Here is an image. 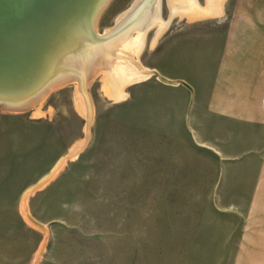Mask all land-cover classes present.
Here are the masks:
<instances>
[{
	"label": "rangeland",
	"instance_id": "rangeland-1",
	"mask_svg": "<svg viewBox=\"0 0 264 264\" xmlns=\"http://www.w3.org/2000/svg\"><path fill=\"white\" fill-rule=\"evenodd\" d=\"M134 1L109 0L95 33L116 35L106 31ZM158 6L167 25L156 39L151 25L132 54L148 76L118 101L101 72L88 77L86 142L26 198L41 228L21 199L85 138L78 83L0 109V264H264V74L247 106L237 101L256 116L232 113L219 75L231 42L228 64L264 71V0H222L220 15L192 21Z\"/></svg>",
	"mask_w": 264,
	"mask_h": 264
},
{
	"label": "bare ground",
	"instance_id": "bare-ground-1",
	"mask_svg": "<svg viewBox=\"0 0 264 264\" xmlns=\"http://www.w3.org/2000/svg\"><path fill=\"white\" fill-rule=\"evenodd\" d=\"M108 1H85V7L82 9L84 14L77 20L78 26L75 33L71 37L66 36L58 43L57 55L50 62V78L40 86H44L45 89L38 94V97H41L45 90L48 91L69 81H76L78 86L75 89V104L87 120L85 138L75 144L69 153L67 152L57 162L49 175L40 180L38 186L48 181L62 167L65 159L74 157L88 138V126L91 121V104L85 91L88 77L101 72L104 83L103 92L106 97L113 101L124 98L123 87L125 83L141 77L144 79L143 76L148 74L146 70H143L144 68H139V64L133 63L132 54H138L141 50L144 35L151 25L156 24L158 27L155 32V39L167 25V22L159 17V0H135L133 5L116 19V26L106 31L109 32L118 27L119 30L116 35L109 36L106 33L102 36L97 35L95 23ZM221 2L222 0H205V5L201 6L196 0H167L170 17L184 16L187 21L220 15ZM61 9L64 11L66 6L64 5V8L60 6L59 10ZM133 31L135 32L134 37ZM133 64L135 70H133ZM0 90L2 97H10L15 94L14 91H11L13 85L0 84ZM34 112L39 113L38 109ZM32 190L34 189L29 188L23 194L20 212L29 224L34 225L35 221L28 215L25 207L26 198Z\"/></svg>",
	"mask_w": 264,
	"mask_h": 264
},
{
	"label": "water",
	"instance_id": "water-1",
	"mask_svg": "<svg viewBox=\"0 0 264 264\" xmlns=\"http://www.w3.org/2000/svg\"><path fill=\"white\" fill-rule=\"evenodd\" d=\"M85 1L0 0V84L13 85L11 91L15 93L0 96V109L23 110L33 106L45 89L41 84L50 78V62L57 55L58 43L75 33ZM64 5L66 9L59 10ZM179 83L192 91L185 81ZM39 182L31 188H38ZM33 220L35 227H43Z\"/></svg>",
	"mask_w": 264,
	"mask_h": 264
},
{
	"label": "crops",
	"instance_id": "crops-1",
	"mask_svg": "<svg viewBox=\"0 0 264 264\" xmlns=\"http://www.w3.org/2000/svg\"><path fill=\"white\" fill-rule=\"evenodd\" d=\"M200 19H203V18H200ZM241 50H245V49H242V48L238 49L237 58L240 57V59L243 60L242 57H243V55L246 54V51L242 52ZM236 52H237L236 49H233L232 42L229 43V45L227 47V51L225 52V57H224L225 60L223 61L224 62L223 63V68L221 69V71L219 73L220 77H222V83L224 84V89L225 90L227 89L229 91L228 92L229 95H227L226 99H225L226 100L225 104L230 99H232V101H233L232 102V107L234 105L235 106L234 109L236 108L235 110L232 109L233 111L231 110L232 113L238 112V114L242 113L241 115L256 116V115H254V111L255 110L254 111H253V109L247 110L246 108L239 109L238 108V106H239L238 104H240V102H242L244 107L247 106V104H244V103L250 101V98L248 96V94H250L249 84L251 82H254V80L252 78H255L259 74H264V71L262 70L261 67L259 68L258 64L257 65H253L252 68L249 67V65H245L244 62L243 63L234 62L233 64H228V62L230 61L229 59L232 56L231 53H236ZM230 79H235L237 81V83L235 82V84L236 85L238 84V86H229ZM220 87L221 86L218 85V87L216 89L217 92H219L218 93L219 95L221 94L220 93ZM217 97H219V96L217 95ZM234 101H236V103H234ZM237 101H240V102H237ZM243 105H240V107H243ZM228 111L231 112L230 110H228ZM249 111L251 113H249Z\"/></svg>",
	"mask_w": 264,
	"mask_h": 264
}]
</instances>
